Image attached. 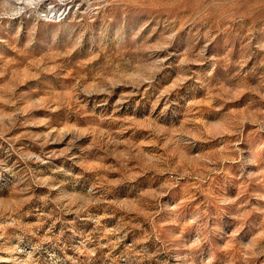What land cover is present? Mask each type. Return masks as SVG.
<instances>
[{
  "label": "rangeland",
  "instance_id": "rangeland-1",
  "mask_svg": "<svg viewBox=\"0 0 264 264\" xmlns=\"http://www.w3.org/2000/svg\"><path fill=\"white\" fill-rule=\"evenodd\" d=\"M0 264H264V0H0Z\"/></svg>",
  "mask_w": 264,
  "mask_h": 264
}]
</instances>
